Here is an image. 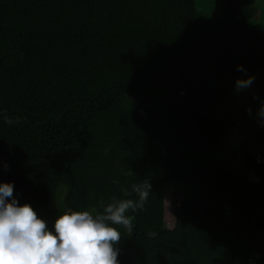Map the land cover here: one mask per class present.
Masks as SVG:
<instances>
[{
	"label": "trees",
	"instance_id": "obj_1",
	"mask_svg": "<svg viewBox=\"0 0 264 264\" xmlns=\"http://www.w3.org/2000/svg\"><path fill=\"white\" fill-rule=\"evenodd\" d=\"M201 4L0 0V181L49 226L149 182L119 264H264V0Z\"/></svg>",
	"mask_w": 264,
	"mask_h": 264
},
{
	"label": "clouds",
	"instance_id": "obj_2",
	"mask_svg": "<svg viewBox=\"0 0 264 264\" xmlns=\"http://www.w3.org/2000/svg\"><path fill=\"white\" fill-rule=\"evenodd\" d=\"M237 71L245 69L238 65ZM253 80L251 75L238 77L235 86L247 88ZM259 112L264 115V105ZM257 161L264 163L262 152ZM150 189L147 181L134 184L127 196L135 193L136 199L114 200L102 212H65L49 226L30 203L21 204L13 195V182L0 181V264H119L116 225L131 227L134 216L128 213L143 207Z\"/></svg>",
	"mask_w": 264,
	"mask_h": 264
},
{
	"label": "rangeland",
	"instance_id": "obj_3",
	"mask_svg": "<svg viewBox=\"0 0 264 264\" xmlns=\"http://www.w3.org/2000/svg\"><path fill=\"white\" fill-rule=\"evenodd\" d=\"M217 0H213L214 3H216ZM197 3L200 6V9L203 10L205 13H208V8H206V6L201 4V0H197ZM208 3V2H206ZM210 5V4H209ZM212 6V4H211ZM219 8H217L216 10H218ZM263 80H264V75H263ZM168 192V190H167ZM174 207V202H173V197L171 196V194H167L166 195V217H165V225L168 228H171L174 226L175 224V211L173 209ZM149 241H154V242H158L160 241V237H156L153 240H149Z\"/></svg>",
	"mask_w": 264,
	"mask_h": 264
}]
</instances>
